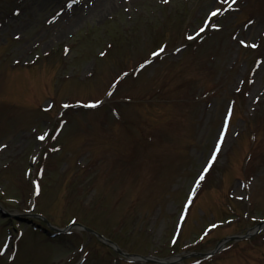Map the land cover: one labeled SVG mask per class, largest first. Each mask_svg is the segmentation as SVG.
Wrapping results in <instances>:
<instances>
[{"label": "rangeland", "instance_id": "374dc122", "mask_svg": "<svg viewBox=\"0 0 264 264\" xmlns=\"http://www.w3.org/2000/svg\"><path fill=\"white\" fill-rule=\"evenodd\" d=\"M107 1L0 0V264H128L35 214L171 264H264V231L189 256L264 219V0Z\"/></svg>", "mask_w": 264, "mask_h": 264}, {"label": "snow or ice", "instance_id": "6c2138e0", "mask_svg": "<svg viewBox=\"0 0 264 264\" xmlns=\"http://www.w3.org/2000/svg\"><path fill=\"white\" fill-rule=\"evenodd\" d=\"M164 2H167V0H164ZM222 3L223 4H226L227 5V7H228V9H231L232 7H233V5L235 4V0H222ZM67 7H71V4H69V5H67ZM222 11V9L220 8V7H217V8H215V10L211 13V15L213 16V17H215L218 13H220ZM208 23V21H205V24H207ZM249 24H251L252 23V21L250 20L249 22H248ZM210 27H213V28H218L219 27V24L218 23H213V24H210L209 25ZM199 31L200 32H204L205 31V28L204 27H201L200 29H199ZM189 39H191V37H189ZM239 43L240 44H245V41L243 40V39H241L240 41H239ZM248 46H250V47H252V48H255V47H257V45L256 44H249ZM67 50V49H66ZM159 51H163V49L161 48ZM101 55H103V53H101ZM151 55L152 56H157L158 55V52H152L151 53ZM145 64H147V63H150V61H148V60H145V62H144ZM144 65H141V67H143ZM108 95H111V93H108ZM101 103V101L100 100H95V101H92V102H90L88 105H85L86 107H96L97 105H99ZM65 107H67V105H65ZM45 135H47V133H45L44 135H40L39 137H37L38 139H40V140H43L44 139V136ZM223 135H224V133L222 132L221 134H220V137H221V141H222V139H223ZM0 147H4V145H0ZM216 150L218 151L219 150V148H220V144L219 143H217L216 144ZM212 158L213 159H215V156H216V152H213L212 154ZM209 163H211V161H209ZM208 171V168L207 167H205L204 168V170H203V172H207ZM203 172L200 174V177H199V179L200 180H202L203 178H204V175H203ZM197 183H198V181H197Z\"/></svg>", "mask_w": 264, "mask_h": 264}, {"label": "bare ground", "instance_id": "6f19581e", "mask_svg": "<svg viewBox=\"0 0 264 264\" xmlns=\"http://www.w3.org/2000/svg\"><path fill=\"white\" fill-rule=\"evenodd\" d=\"M98 2H99V1H98ZM101 2H106V3H108V1H107V0H105V1H104V0H101ZM109 2H110V0H109ZM94 3H95V2H94Z\"/></svg>", "mask_w": 264, "mask_h": 264}]
</instances>
